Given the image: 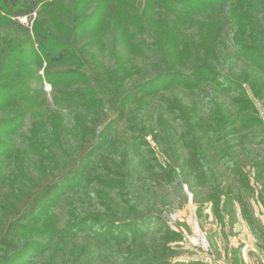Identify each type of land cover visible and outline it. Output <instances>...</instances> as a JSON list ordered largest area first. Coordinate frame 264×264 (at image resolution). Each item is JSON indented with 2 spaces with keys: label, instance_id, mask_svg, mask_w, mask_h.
I'll return each instance as SVG.
<instances>
[{
  "label": "rangeland",
  "instance_id": "1",
  "mask_svg": "<svg viewBox=\"0 0 264 264\" xmlns=\"http://www.w3.org/2000/svg\"><path fill=\"white\" fill-rule=\"evenodd\" d=\"M86 1L87 5H85ZM62 2L61 9L64 7L66 9L58 16L65 25L70 20L74 21V17H71L69 12L79 6V13L83 9L86 10L84 13L86 19L96 8L98 10L96 15L103 16L106 25L111 28L115 26V30L117 28V9L104 0H63ZM122 7L126 14L137 10L138 14L147 15L152 25L156 26V32L167 34V39L175 36L174 34L169 36L173 31L176 35L193 38L203 33L205 35L210 32L219 33L217 41L211 43L213 46L210 45V51L212 54L213 51L218 50L221 55L231 56L232 60L227 61L221 70L217 69V72L222 77H219V82H223L224 78L228 79L227 76H230L228 81L233 80V83H230L229 89L233 92L223 94L206 82L200 85L204 87L203 93H200V89L192 91L184 87L172 86L169 90L156 94L155 98H148L144 104L133 105L129 109L130 112L140 111L135 116L136 122L146 125L148 130L145 139L147 147L143 145L141 150H151V157L156 160L148 166H144L141 162L137 166L138 171H134V183L140 191L134 197L142 202V206H126L120 199L127 197L117 196L113 188L104 189L93 183L86 190L79 188L81 184L74 189L75 191L72 190L76 181L82 182L83 176L87 175L90 178L97 170L90 169L92 173L90 175L88 168L85 174L82 173V177L79 173L77 177H72L74 183H71V186L60 189L56 197L46 201L48 205L41 207L37 222L29 225L37 231L45 230L47 234L49 233L50 242L46 243L48 247L42 254L38 253L33 258L23 259L21 262H24L23 264H158L166 261L171 264L176 262L264 264V73L259 72L247 61V58L237 57L235 49L238 35L245 32L247 37L242 38L243 44L246 43L247 47L257 48L264 53L263 33L258 31L254 35L253 32H248L249 30L241 29L245 27L239 25L242 21L238 19L240 15L258 18L262 24L260 30L264 32V4L256 0L200 2L192 8L205 9L200 12V15H195L192 20L173 15L168 7L159 4L158 0H127ZM229 10L235 13L236 18L232 17L231 20L228 18L226 12ZM37 17V14H34L32 17L19 18L18 21L25 29L30 30ZM171 24L175 26V29L169 31ZM218 28L221 29L216 33L215 30ZM14 32L15 30L10 31L0 26V38L6 37L7 34L13 35ZM90 32H85L84 47L88 52L95 53L94 61L98 65L103 64L108 69L112 64L104 51L105 43H103L104 46L100 45L102 39L109 40L110 50L123 51L122 61L126 59L128 69L131 68L127 71L126 84L129 88L150 75L149 66L159 65L156 60L129 53L125 40L113 32H106V34ZM14 35L21 37L23 32L19 31ZM246 53V57L254 58L248 50ZM200 56L201 62L206 63L208 56L204 52H200ZM236 62L238 67L235 65ZM45 65L39 71V76L45 75L44 71L47 68ZM53 66L49 69L52 73L65 72L74 68L68 63ZM77 86L79 85L71 88L74 89ZM239 88L241 91H237ZM242 99L253 102L252 110L248 111V107L242 110L238 106L239 100ZM232 100H236L237 105L234 108L231 106ZM38 101L44 102L43 107L35 109L36 103H31L27 107L26 121L30 130L35 127L36 130L39 128L40 131L48 132L56 122L64 124L59 119L53 118L52 115L55 113L60 111L56 114L60 117L72 109L79 112L77 103L69 100L59 90H53L47 82L44 84L43 95ZM60 103L65 106L61 107ZM169 104L177 105L181 107V110H185L187 113L185 125L178 124L171 118ZM4 105L7 104L4 103ZM17 111L22 112V108L12 109V112L0 109V123H6L5 126L8 128L12 122L10 120L14 118V112ZM143 111L146 113L144 114ZM80 117L84 118L85 114ZM242 118L247 121L242 122ZM41 120L45 125L39 124ZM111 120L113 118L110 116L99 127V130L103 132L105 127H109L107 129L110 132L106 129L108 135L104 139L107 142L106 145H110L109 142L112 141L120 142L119 134H113L114 129L108 126ZM75 122L72 128L74 139L78 141V119ZM67 125L71 128V123ZM12 130L4 139L6 142H13L16 145L15 149L11 150L6 145L4 150L0 151L2 153L0 162H2V169L4 168L0 171L1 231L16 219V212L23 209L28 196L36 191V184H31L29 177L36 180L44 172L43 180L49 179L47 182H50L59 176L70 174L75 170L79 171L78 149H71L73 150L72 161L68 165L66 156L63 155V148L59 146L54 148L55 156L50 158L55 159L57 155L59 156V163L63 166L59 171L54 169L49 158L43 159L31 150L28 141L17 139L12 134ZM120 130L121 126L117 130L118 133ZM169 134L172 136L171 139ZM129 137H132V134L127 133L124 140H129ZM32 138L33 134H29L28 140ZM186 138L192 144L194 143V146L186 143ZM69 144L72 145V142ZM89 150V147L85 149L82 156L92 154L93 159L109 161L107 159L110 158L111 148L107 147L94 153ZM12 151H15L14 157L11 156ZM179 155L181 159L177 161ZM115 156L119 158H113V162L116 164L119 161L121 164L119 166L123 164L121 156L128 160L126 153H117ZM193 157L204 158L211 172L207 168V170L203 168V171ZM158 165L163 167V171L158 169ZM87 166L91 167V164ZM44 168H47L50 174ZM97 174L100 177L107 176L106 171ZM107 178L126 181L125 176L123 179H117L115 176ZM73 179L76 180L73 181ZM106 180L105 178L104 181ZM94 190L103 197L107 196V199L112 201V206H100L101 203L94 197ZM62 194H68L71 200L65 203L59 201ZM67 202L76 203V206H67L65 205ZM108 207L114 208L116 213L113 215L107 213ZM80 214L85 216L82 220L88 216H96L123 226L118 229L119 234L115 232L112 235L108 234L107 230L105 234L98 232L100 229L97 228L98 233H95L100 238H91L89 234L80 235L68 229L80 218ZM144 221H149V224L144 225L141 235L132 240L135 233L125 226L131 222L144 223ZM126 231L132 242L129 239L128 241L118 240ZM127 255L135 259L125 262L119 258V256ZM137 257H141L142 260L136 261Z\"/></svg>",
  "mask_w": 264,
  "mask_h": 264
},
{
  "label": "trees",
  "instance_id": "2",
  "mask_svg": "<svg viewBox=\"0 0 264 264\" xmlns=\"http://www.w3.org/2000/svg\"><path fill=\"white\" fill-rule=\"evenodd\" d=\"M62 1L63 0H0V26L10 31L15 30L14 34H17L19 31L23 32L21 37L19 35L7 34L6 37L0 38V109H6L12 112V109L16 108L19 110V108H22V112H14V118L10 120L12 122L8 125V128L5 126L6 123H0V151L4 150L6 145L11 150L15 149L16 145H14L12 141V143H10L6 142L4 139L6 134L13 129L12 134L15 135L17 139L21 138L22 140L28 141L29 148L37 155H40V157L42 156L43 159L49 158V161H51V164L56 170H62L63 166L59 163L58 155L55 159H51L52 156H55V152H53L54 148L57 146L63 148V155L66 156L68 165L72 161L71 156L73 150L71 149H78L79 153V171L75 170L70 174L59 176L57 179L51 180L50 182H47L49 179L43 180L45 177L44 172L36 180L27 177L32 181H30L31 184H36V191L28 196L23 205V209L16 212V219L3 228L2 231L0 230V264H23L24 262L22 263L21 260L31 259L38 253L42 254L44 249L48 247L46 243L50 242L51 237L45 230L37 231L31 228L29 224L37 222V216H40L41 207L43 205H48V203L46 204L47 200L56 197L59 190L63 189L65 186H71V183H74L72 182V177H77L78 173L79 176L82 177V173L85 174L88 168V174L90 175L92 174L90 169L97 170L93 172V176L90 178L87 175L83 176L82 182L76 181L74 187L72 186V190L78 188L80 184L79 188L81 190H86V188L91 187L93 183L104 189L113 188L117 196L127 197L120 199L121 203L126 206H142V202L134 197L140 193L134 183V171H138L139 168L137 166L141 162L144 166H148L152 161L156 160L151 157V150H141L143 145L147 147L145 139L148 130L146 125H140L136 122L135 116L140 113V111H138V113L133 112V110L130 112L129 109L132 108L133 105L144 104L148 101V98L154 97L162 91L169 90L172 86L184 87L192 91L200 89V93H203L204 87L200 85L206 82L212 84L223 94L225 92H233L229 89L230 83H233V80L228 81L230 76H227L229 77L228 79L224 78L223 82H219V77H222L218 75L217 72V69L221 70L227 61L232 60L231 56L221 55L219 54L221 52L218 50L213 51L212 54L210 51V45L213 46L211 43L217 41L219 33L214 34V32H210L207 35L203 33L199 37L193 38L190 36L183 37L176 35L173 31L169 36L173 34L175 36L167 39V34H162V32L159 34L156 32V26L152 25L147 15L143 16L138 14L137 10L126 14L122 5L127 0H104L107 4L117 9L118 25L116 24V30L115 26L111 28L106 25L103 16L96 15L98 12L96 8L91 11L89 14L90 16L86 19V15L84 14L86 10L83 9L79 13V6H76L77 8L75 7L74 11L69 12V15L74 17V21L70 20V22L65 25L58 16V14L66 9V7L61 9ZM209 1L221 0H158L159 4L165 7L167 6L173 15L189 18V20L194 19L195 15H200V12L205 9H194L192 8L193 5ZM256 1L264 4V0ZM221 4H223V2ZM85 5H87V1ZM76 9H78V14H76ZM34 14H37L38 17L32 29H25V27L19 23L18 19L32 17ZM226 14L230 20L232 17L236 18L232 10L227 11ZM238 19L242 21L239 25L245 27L241 29L246 31L249 30L248 32H253L254 35L260 31L259 33H263L264 35V32L260 30L262 29V24L259 22L258 18L255 19V17L250 18L247 15H240ZM243 22L245 24H243ZM174 29L175 26L171 24L169 31ZM220 29L221 28L216 29L215 32L217 33ZM90 31L93 34L113 32L115 35H119V38L125 40L129 53L145 59L150 58L156 60V63H159V65L149 66L148 73L150 72V75L144 77L139 83L133 84L134 86L132 88H129L126 84L128 79L127 71L131 68L129 67L128 69L126 59L122 61L123 51L120 49L118 51H116V49L110 50V46L108 47L110 44L109 40L102 39L100 45L104 46L103 43H105L104 51L109 56L108 60H110L112 64L108 69L105 68L103 64L98 65L94 61L95 53L88 52L84 47V42L86 40L85 32L89 33ZM245 34L246 33L243 32L237 37V43H235L236 56L247 58V61L259 72L264 73V53L257 48L251 46L247 47L246 43V45L243 44L242 38L244 36L247 37V34ZM111 48L113 47L111 46ZM247 50L254 55V58L245 56ZM200 52H204L208 56L206 63L201 62ZM64 63H68L74 68L59 73H52L49 71L50 67H54L53 65ZM237 64L238 62L235 64L236 67H238ZM44 65L47 67L44 71L45 75L39 76V71ZM46 82L51 85L53 90H59V92L69 100L77 103L76 105L79 107V112L73 111L72 109V111L70 110L66 115H61L60 117L56 115L59 114L60 111L55 113L52 115L53 118L56 120L59 119L61 122H64V124L56 122L55 125L50 127L48 132L45 130L40 131L39 128L36 130L35 127L30 130L26 121L27 107H29L31 103H36V105H34L35 109L43 107L44 102L38 100L40 96L43 95L44 84ZM77 84L79 86L74 89L71 88ZM238 90L241 91L240 88L237 89V91ZM3 102L7 105H4ZM232 103L233 105L231 106L233 108L236 107V100H232L231 104ZM60 104L61 107L65 106L63 103ZM169 106L171 107V113H169L171 118L176 123L185 125V117L187 116L185 110H181V107L174 104H169ZM238 106L242 110L248 107L247 110L250 111L252 110L253 102L251 100L242 99L239 100ZM143 113L145 114L146 112L143 111ZM83 114H85V117L81 118L80 116ZM109 115L113 120L110 121L108 126L114 129L113 134H119L120 142L114 143V141H112L109 142L110 145H106L107 142H105L104 139L108 135L106 129L109 127H105L104 132L103 130L100 131L99 127L109 119ZM123 117H125V120H123ZM80 118L82 119L81 124L79 123ZM76 119H78L79 129V135H77L79 137L78 141L74 139L75 135L72 128L75 126L74 123H76ZM35 121L37 122V120ZM241 121L244 122L247 120L242 118ZM66 122L71 123V128L67 125L69 123ZM39 124L45 125L42 120ZM120 126L121 130L120 133H118L117 130ZM107 131L110 132L109 129H107ZM127 133L132 134V137H129V140H124V138L127 137ZM29 134H33L32 140H28ZM103 135L105 136L103 137ZM171 138L172 136L169 134V139ZM155 139H157V137H155ZM70 142H72V145L69 144ZM92 142L96 144L94 145ZM185 142L190 146H194V143L192 144L187 138ZM123 146L124 148L122 149ZM88 147L93 153L99 152L107 147L111 148L110 153L113 154V156L109 154L110 158L107 159L109 161H100L97 158L93 159L92 154L82 156L84 153L83 151ZM117 153L128 154V160L124 156H121V162L123 161L122 166H119L121 165L119 161L116 164L113 162V158H119V156H115ZM1 155L2 153L0 152V156ZM14 155L15 151H12L11 156L14 157ZM193 158L196 164L198 166L200 165L202 170L205 168V170L209 169L211 172V168L204 158ZM180 159L181 156L179 155L177 161ZM124 160L126 161L124 162ZM72 164H74V162H72ZM87 164H91V167L87 166ZM3 169L2 162H0V171ZM158 169L163 171L162 166L158 165ZM44 170L49 173L47 168H44ZM103 171H106L107 176L100 177L97 173ZM69 176H71V178ZM114 176L117 177V179H123L125 176L126 181L122 182V180H110V178H107H113ZM105 178L107 179L106 181H104ZM168 178H170V176H168ZM74 180L76 179H73V181ZM94 194L95 199L101 203L100 206H112V201L108 200L107 196L103 197L95 190ZM59 199V201H63L64 203L71 200L68 194H62ZM65 205L76 206V203L67 202ZM106 212L112 215L116 213L112 207H108ZM79 216L80 218L74 221L68 229L80 235L89 234L91 238H100L97 233L103 232L105 234V230H107V233L110 235L115 232L119 234L120 232L118 229L123 226L115 223L113 224L111 221L105 220V218L88 216L82 220L85 216L83 214ZM144 223L131 222L125 226L135 233V235L132 236V240L137 239V237L141 235L142 227H144V225L147 226L149 221H144ZM97 228L100 229L98 232ZM128 231L123 232L118 240L128 241L127 239H129L131 241V237L128 238ZM132 257L133 256L130 255L126 257L119 256V258L125 262L129 260L133 261L135 257ZM137 259L136 261L142 260L141 257H137ZM158 264L171 263L161 261ZM173 264L196 263L176 262Z\"/></svg>",
  "mask_w": 264,
  "mask_h": 264
}]
</instances>
